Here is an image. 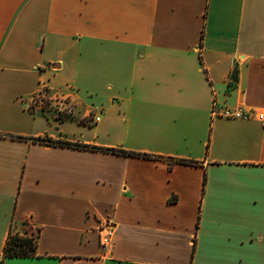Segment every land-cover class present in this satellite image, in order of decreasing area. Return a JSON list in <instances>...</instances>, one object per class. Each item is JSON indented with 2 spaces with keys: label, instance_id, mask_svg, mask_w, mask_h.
I'll use <instances>...</instances> for the list:
<instances>
[{
  "label": "crops",
  "instance_id": "1",
  "mask_svg": "<svg viewBox=\"0 0 264 264\" xmlns=\"http://www.w3.org/2000/svg\"><path fill=\"white\" fill-rule=\"evenodd\" d=\"M0 264H264V0H0Z\"/></svg>",
  "mask_w": 264,
  "mask_h": 264
},
{
  "label": "trees",
  "instance_id": "2",
  "mask_svg": "<svg viewBox=\"0 0 264 264\" xmlns=\"http://www.w3.org/2000/svg\"><path fill=\"white\" fill-rule=\"evenodd\" d=\"M233 80L237 79V73L234 71L233 75ZM231 84V83H230ZM232 85V84H231ZM32 140L40 141L45 144H58V145H71V146H76V147H84L88 149H101L105 151H113L116 153H121L125 155H142L145 157H149L151 155L146 154V153H137V152H131L127 151L122 148H108V147H99L95 145H88V144H79V143H74V142H69L65 140H57L53 139L49 136H44V137H34ZM36 249V237L35 236H30L27 234H19V233H14L11 232L6 240L5 244V253L8 256H28L34 254Z\"/></svg>",
  "mask_w": 264,
  "mask_h": 264
},
{
  "label": "built area",
  "instance_id": "3",
  "mask_svg": "<svg viewBox=\"0 0 264 264\" xmlns=\"http://www.w3.org/2000/svg\"><path fill=\"white\" fill-rule=\"evenodd\" d=\"M223 114L227 116L247 117L251 113L245 112L240 109L233 110L231 108H225L223 110ZM96 119L98 120L99 117H96ZM99 229H100V234H99L100 245L103 250L108 251L109 249L112 248V245L114 243V227L109 220H104L101 222Z\"/></svg>",
  "mask_w": 264,
  "mask_h": 264
},
{
  "label": "rangeland",
  "instance_id": "4",
  "mask_svg": "<svg viewBox=\"0 0 264 264\" xmlns=\"http://www.w3.org/2000/svg\"><path fill=\"white\" fill-rule=\"evenodd\" d=\"M37 99H38V98H37ZM43 104L46 105V106H49V100H45ZM14 233H16V234H17V233L22 234L23 232L21 233V231H17V230H15Z\"/></svg>",
  "mask_w": 264,
  "mask_h": 264
}]
</instances>
